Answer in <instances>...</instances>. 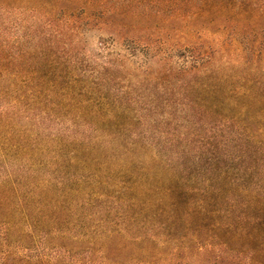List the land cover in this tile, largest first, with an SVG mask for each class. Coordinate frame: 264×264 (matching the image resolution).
Instances as JSON below:
<instances>
[{
  "label": "trees",
  "instance_id": "1",
  "mask_svg": "<svg viewBox=\"0 0 264 264\" xmlns=\"http://www.w3.org/2000/svg\"><path fill=\"white\" fill-rule=\"evenodd\" d=\"M118 1L130 0H0V264H116L122 235L141 259L181 260L194 248L213 259L210 264H264V109L251 116L257 127L247 124L258 101L254 94L246 102L216 83L203 94L215 108L225 93L232 98V113L215 122L236 140L199 144L188 177L175 169L181 163L148 167L135 161L136 144H86L81 129L67 135L75 124L85 129L81 110L99 108L102 100L86 97L92 90L78 86L82 75L97 77L99 64L80 51L92 67L72 66L67 32L85 38L91 17L121 14L111 5ZM182 1L203 13L217 5L222 19L233 11L240 29L251 8L255 18L264 17V0ZM235 39L247 57H264V27ZM94 40L107 55L120 54L112 36L97 32ZM45 48L46 67L29 66ZM187 52L173 55L182 71L210 61ZM122 53L138 66L149 61L142 62L148 52L133 43ZM73 88L75 96L67 93ZM54 93L63 101H52ZM204 124V132L193 126L192 134L211 139L210 124ZM94 131L97 140L101 134ZM149 147L159 151L160 144Z\"/></svg>",
  "mask_w": 264,
  "mask_h": 264
},
{
  "label": "rangeland",
  "instance_id": "2",
  "mask_svg": "<svg viewBox=\"0 0 264 264\" xmlns=\"http://www.w3.org/2000/svg\"><path fill=\"white\" fill-rule=\"evenodd\" d=\"M111 5L118 8L121 14L91 17L85 38H80L76 31L67 32V51L73 53L70 56L71 65L78 66L83 62L80 51L99 64L96 66L99 69L97 77L82 75L78 86L84 84L92 90L86 97L102 98L99 108L81 110L80 116L87 127L77 128L75 124L67 128V135L81 129L85 131L81 136L86 144H136L135 161L148 167L158 163L175 168L174 165L181 163L182 167L175 169L188 177L190 166L196 165L199 144H233L236 140L233 134L230 136L227 133L228 128L219 130L217 127L221 125L215 122L223 114L232 113L229 110L232 98L228 99L225 93L221 97L223 103L216 108L212 99H201L203 94L210 92V87L216 86L214 83L221 91L227 89L230 95L244 96L246 102L248 94H254L258 101L250 108L247 124L252 123V128L258 126L251 116L264 109V57H247L235 38L240 34L250 37L263 28L264 17L255 18L251 8L243 19L241 30L233 11L224 15L227 20L225 25H219L224 19L217 14V5L205 13L195 9V3L188 4L182 0H130L112 2ZM260 15L264 16V13ZM97 32L112 36L120 54L107 55L106 50L99 49L94 40ZM126 43L146 50L149 58L141 60L149 61L141 66L132 63L122 53ZM177 50L190 51L194 55L203 53L210 61L195 70L182 71L173 56ZM48 54L46 48L33 54L29 58V66L45 68ZM41 56H45L44 61ZM84 64L92 67L93 62ZM92 84L97 85L93 87ZM200 85L208 88L203 91ZM72 91L75 92L74 88L67 93L75 96ZM63 97L54 93L51 100L63 101ZM204 104L212 108H205ZM205 120L210 124L207 129L214 133L211 139L192 134L196 130L193 126L201 131L204 129ZM230 121L231 125L241 128L240 121ZM95 129L101 134L97 140ZM238 142L241 141L238 139ZM149 144H160L159 151L151 149ZM168 144L177 145L171 147ZM223 152L227 155L226 150ZM243 165L247 166V163ZM119 241L122 244L119 250L116 249L117 254L113 255L116 264H210L213 260L198 254L194 248H190L187 257L181 260L171 261L169 257L141 259L135 246L131 248L126 235H122ZM170 250L168 248V252ZM227 260L226 263L229 262ZM240 260L245 261V258Z\"/></svg>",
  "mask_w": 264,
  "mask_h": 264
}]
</instances>
